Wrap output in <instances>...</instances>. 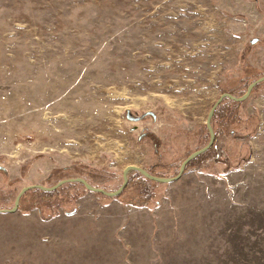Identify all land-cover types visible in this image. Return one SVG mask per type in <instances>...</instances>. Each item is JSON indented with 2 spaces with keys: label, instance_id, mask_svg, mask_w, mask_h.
Listing matches in <instances>:
<instances>
[{
  "label": "rangeland",
  "instance_id": "1",
  "mask_svg": "<svg viewBox=\"0 0 264 264\" xmlns=\"http://www.w3.org/2000/svg\"><path fill=\"white\" fill-rule=\"evenodd\" d=\"M262 77L264 0H0V210L174 178ZM210 127L195 180L28 190L0 264H264V81Z\"/></svg>",
  "mask_w": 264,
  "mask_h": 264
},
{
  "label": "water",
  "instance_id": "2",
  "mask_svg": "<svg viewBox=\"0 0 264 264\" xmlns=\"http://www.w3.org/2000/svg\"><path fill=\"white\" fill-rule=\"evenodd\" d=\"M252 44L255 43V40H253L251 42ZM264 81V77L256 80L255 82L251 83L244 96L242 98H234L232 96H230L229 94H222L221 97L216 101V103L212 106L211 110L209 111L208 113V117H207V120H206V127H207V130L209 132V137H210V141H209V144L207 146H205L204 148H202L201 150L199 151H196L194 153H192L191 155H189L183 162L182 164L180 165V168H179V172L178 174L174 177V178H159V177H155V176H152L150 174H148L147 172H145L144 170L136 167V166H128L126 167L123 172H122V177H123V184L121 185V187L115 191V192H112V193H108V192H105L104 190H101V189H96V188H91L89 187L86 182L82 179H70V180H65V181H61L59 182L56 186L52 187V188H40V187H28V188H25L23 189L19 194L18 196L16 197L15 199V202H14V205L13 207L10 209V210H0V213H15L17 210H18V205H19V200L20 198L23 196V194L25 192H27L28 190L30 189H39V190H42V191H45V192H51L55 189H57L59 186L63 185V184H66V183H80L82 184L88 191L90 192H94V193H98V194H101L103 196H106L108 198H115L117 197L122 191L123 189L125 188L126 184H127V175L130 173V172H138L140 175H142L144 178H146L147 180L149 181H152V182H155V183H159V184H170L174 181H177L182 175H183V172H184V169L186 167V165L193 159H195L196 157L200 156L201 154L205 153L210 147L211 145L213 144V141H214V135H213V132L211 130V127H210V119H211V116L213 115L214 113V110L215 108L220 104L221 100L223 98H227V99H230V100H233V101H238V102H241L243 100H245L248 96H249V93H250V90L256 86L257 84L261 83Z\"/></svg>",
  "mask_w": 264,
  "mask_h": 264
},
{
  "label": "crops",
  "instance_id": "3",
  "mask_svg": "<svg viewBox=\"0 0 264 264\" xmlns=\"http://www.w3.org/2000/svg\"><path fill=\"white\" fill-rule=\"evenodd\" d=\"M180 178H192L191 180H195L194 178H196V177H192V176H190V177H186L185 175H182ZM188 182H192V181H190L189 179H185L184 180V182H180V183H182V185H181V187L183 188V190H184V188H187V187H184L185 185L184 184H186V183H188ZM194 182V181H193ZM180 183H178V184H180ZM187 186V185H186ZM170 188H171V190L173 191V190H175V189H177L178 188V185H170ZM189 188V187H188Z\"/></svg>",
  "mask_w": 264,
  "mask_h": 264
},
{
  "label": "built area",
  "instance_id": "4",
  "mask_svg": "<svg viewBox=\"0 0 264 264\" xmlns=\"http://www.w3.org/2000/svg\"><path fill=\"white\" fill-rule=\"evenodd\" d=\"M222 178H225V177H222Z\"/></svg>",
  "mask_w": 264,
  "mask_h": 264
}]
</instances>
